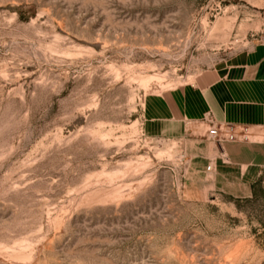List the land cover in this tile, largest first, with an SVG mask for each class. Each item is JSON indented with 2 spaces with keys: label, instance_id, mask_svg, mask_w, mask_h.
I'll list each match as a JSON object with an SVG mask.
<instances>
[{
  "label": "rangeland",
  "instance_id": "rangeland-1",
  "mask_svg": "<svg viewBox=\"0 0 264 264\" xmlns=\"http://www.w3.org/2000/svg\"><path fill=\"white\" fill-rule=\"evenodd\" d=\"M264 44V0H0V264H264V192L207 190L147 95Z\"/></svg>",
  "mask_w": 264,
  "mask_h": 264
},
{
  "label": "crops",
  "instance_id": "crops-1",
  "mask_svg": "<svg viewBox=\"0 0 264 264\" xmlns=\"http://www.w3.org/2000/svg\"><path fill=\"white\" fill-rule=\"evenodd\" d=\"M143 111L147 132L176 141L187 172L207 190L242 198L264 192V44L236 55L209 82L147 95ZM210 120L237 140H210Z\"/></svg>",
  "mask_w": 264,
  "mask_h": 264
},
{
  "label": "built area",
  "instance_id": "built-area-1",
  "mask_svg": "<svg viewBox=\"0 0 264 264\" xmlns=\"http://www.w3.org/2000/svg\"><path fill=\"white\" fill-rule=\"evenodd\" d=\"M210 122V128L208 129V137L210 140L221 144L226 140H237V135L232 132L230 127H226L225 129L213 123L212 120ZM240 133L244 139L247 138L249 134L248 128H242Z\"/></svg>",
  "mask_w": 264,
  "mask_h": 264
}]
</instances>
